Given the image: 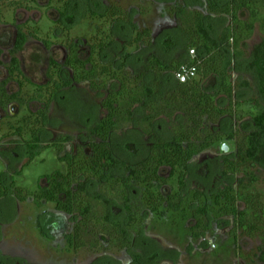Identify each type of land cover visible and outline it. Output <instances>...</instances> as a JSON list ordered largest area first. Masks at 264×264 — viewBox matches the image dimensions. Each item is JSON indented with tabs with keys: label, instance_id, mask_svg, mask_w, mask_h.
Masks as SVG:
<instances>
[{
	"label": "trees",
	"instance_id": "16d2710c",
	"mask_svg": "<svg viewBox=\"0 0 264 264\" xmlns=\"http://www.w3.org/2000/svg\"><path fill=\"white\" fill-rule=\"evenodd\" d=\"M34 1L0 0V6L8 4L31 9L30 3ZM72 1L66 0V4ZM173 1L176 6L172 14L186 39V60L174 58L164 62L150 54L145 66L137 73L121 75L111 63L96 59L97 54L101 55L114 44V33L93 42L91 55L86 60L79 57L78 46L72 43L67 62L73 70L72 80L62 79L55 83L54 89L36 87L33 98L43 102L44 107L23 124L11 126L15 128L11 135L22 140L27 159L25 166L30 165L40 153V138L47 127L51 102L58 92L86 81L94 90H106L109 79L116 80L118 87L109 90L102 101L106 114L88 133L92 149L90 156H83L82 164L78 156H61L60 159L68 164L67 172L58 170L46 175L47 185L35 194L37 204L41 205L44 200L56 202L58 210L77 216L73 231L67 236L69 248L94 250L103 243L130 251L132 237L144 233L145 212L160 213L163 207L168 211L183 210L185 197L182 191L187 188L192 160L217 143L233 141L235 151L223 158L221 174L225 179L238 176V187L236 190L232 186L218 188L214 194L215 205L222 214L233 217L236 237L240 230L248 237L261 238L257 254H240L246 260L245 264H264V192L258 188L260 176L264 173V0ZM101 15L112 23L123 22L131 27L133 35L129 46H151L153 29H139L122 7L111 5ZM215 15L229 20L218 34L212 33L206 24V20ZM257 27L262 39L251 62L257 91L248 98H235L236 91L249 86V82L234 80L233 71L242 72L245 63L243 47L254 36ZM27 39L28 35L19 27L9 77L0 81L2 108L11 102L24 104L22 93L10 94L7 85L21 73L17 55ZM190 50H195L194 57L189 55ZM2 54L0 47V65ZM126 59L121 63L123 69ZM184 64L196 66L197 76L182 83L176 73ZM173 77V84L168 85ZM209 80L215 90L205 87ZM20 87L22 89V83ZM221 98L228 99V105L222 106ZM227 116L242 123L244 128L227 133L220 131L219 124ZM162 120L170 124L169 137L158 133L157 127ZM27 125L29 138H25ZM131 128L152 140L147 156L135 165L119 160L112 146L113 135ZM70 139V136H61L60 141ZM55 146L62 151L61 144L55 143ZM175 177L179 190L164 193L163 187ZM133 190L138 191L139 199H134ZM5 194L26 201L32 192L16 186L13 180L0 196ZM195 196L200 197V193L196 192ZM210 215L208 206L194 208L190 228L194 238L207 231Z\"/></svg>",
	"mask_w": 264,
	"mask_h": 264
},
{
	"label": "rangeland",
	"instance_id": "374dc122",
	"mask_svg": "<svg viewBox=\"0 0 264 264\" xmlns=\"http://www.w3.org/2000/svg\"><path fill=\"white\" fill-rule=\"evenodd\" d=\"M218 1L222 3L226 0ZM189 3L191 7L194 6L193 2ZM30 4L31 11H21L20 20L24 22L27 18L30 27L35 25L39 28L40 36L55 39L57 44H65L68 39L78 38L81 44L85 45V41L96 42L111 32L114 33L116 41L99 58L106 64L111 63L121 75L137 73L145 66L150 54L156 55L164 62L174 58L186 60L188 57L185 50V36L179 30L177 19L172 14L176 1L74 0L69 8H66L65 0H36ZM115 4L130 14L139 29L150 27L154 30L155 36L151 46L141 45L139 48L129 46L128 42L133 35L131 27L127 23H112L102 17L101 14L106 8ZM66 10V16L61 17L60 12ZM13 15L9 6L5 5L0 20L12 22ZM58 19L59 21L55 22ZM228 23V18L216 15L206 20L207 27L214 34H218ZM11 31L14 32V28L0 27V34H9ZM55 33L58 34L57 37L54 36ZM261 39L262 35L257 27L254 36L243 47L244 68L240 73L233 71V78L240 83L247 81L249 86L240 87L235 93V98H248L256 94L251 62ZM86 47L85 45L82 54L84 57L89 51ZM38 53L42 58L36 62L33 55ZM63 53L61 48L54 50L57 59H61ZM21 55L26 76L33 82L45 83L48 52L43 45L32 40ZM125 58H127L126 65L123 69L121 62L125 61ZM0 75H3L2 70ZM64 75L66 79L71 77L70 71H66ZM174 80V77L171 78L168 85H172ZM211 80L205 82V87L215 90L211 86ZM109 83L110 89L118 87L117 81L109 79ZM17 88L16 84L10 85V91H16ZM23 89L26 100H29L36 90L31 83H24ZM104 94L105 92L91 91L87 83L63 92L54 103L53 119L43 136V144H50L61 131H67L79 141L85 142L87 132L104 114L100 105ZM27 103L26 106L18 109L15 117L7 118L0 124L1 136L13 133L14 128H10L9 123L17 127L20 119L25 122L37 110V103L29 104V101ZM220 104L228 105V99L221 98ZM169 127V122L162 120L157 127L158 133L163 137H169ZM240 128H244L242 123L239 124L235 119L227 116L221 121L218 129L227 133ZM26 129H29V125ZM15 137L14 135L3 142V145L10 143L4 148H7L12 156L7 157L0 144V182L3 179L4 186L14 180L17 186L37 191L42 176L52 174L56 170L67 171V163L59 159L57 148L49 145L41 150L22 173L17 172L24 158L19 157L22 146ZM25 137H29L28 132L25 133ZM151 142L150 138L135 128L117 133L112 138L115 156L130 165L137 164L147 156ZM228 143L231 147L229 152L235 151L234 142L228 141ZM215 146L197 156L189 166L187 188L183 191L184 209L181 212L162 209L160 213L147 214L146 230L142 236L132 237L133 245L130 251L108 247L102 243L94 250L81 248L69 252L65 237L60 234L51 236L54 227L44 228L50 218L62 213L55 209L54 202H47L42 207L32 200L16 201V203L13 201V204L7 201L0 203V264H28L27 260H33L32 264H245L246 260L240 257V254H257L262 241L260 237H248L240 230L237 231V237L233 236L232 230L235 226L232 219L220 213L214 203V192L217 188L232 186L236 190L239 179L238 176L222 178L223 158L227 153L221 150V143ZM74 149L75 143L69 144L65 153H73ZM84 159L82 157L79 163H84ZM260 177L258 188L264 192V173ZM175 191H178L176 177L164 188L166 193ZM196 191L204 192L205 197L197 199L194 196ZM136 195L137 198L139 194ZM195 202L201 206L208 205L212 211L210 227L199 239L192 238L189 231L193 222L192 204ZM67 220L72 223L77 217L68 216ZM26 251L27 253H24Z\"/></svg>",
	"mask_w": 264,
	"mask_h": 264
},
{
	"label": "flooded vegetation",
	"instance_id": "af4514ba",
	"mask_svg": "<svg viewBox=\"0 0 264 264\" xmlns=\"http://www.w3.org/2000/svg\"><path fill=\"white\" fill-rule=\"evenodd\" d=\"M74 1V0H73ZM72 1V2H73ZM34 2H36V0L34 1ZM71 2V3H72ZM71 3L70 4H66V0H65V5H66V8H69L70 7V5H71ZM6 5V4H5ZM5 5H2V6H0V16L2 15V8L5 6ZM31 5V4H30ZM7 6H9V8H10V11L12 12V15L14 16V20L12 21V22H8V21H3V22H1L2 20H0V27L1 26H6V27H11V28H14V32H9V34L7 33H2V34H0V47L2 48V50H3V54H2V56H1V60H2V65H0V72H1V70H2V74L3 75H0V81H5V80H7L8 79V77H9V66L11 65V61H12V51L15 49V46H16V43H17V38H18V28L19 27H22L23 28V31L28 35V39H27V42H26V44L24 45V48L18 53V58H19V60H20V65H21V73L20 74H16L12 79H11V81H9V83H8V85H7V90H8V92L10 93V94H14V93H17V92H21L22 93V97H23V99H24V104L23 105H20L18 102H11L10 104H8L7 105V107L6 108H2V107H0V124L5 120V119H7V118H10V117H15L16 115H17V113H18V109H20V108H22V107H24V106H26L28 103V101H29V104L30 103H37V105H38V107H37V110L35 111V112H33L32 114H34V113H36V112H38L39 111V109L40 108H43L44 107V103L42 102H39L38 100H36L35 98H33L34 97V93L30 96V98H29V100H26V96L24 95V83H31L32 85H34L35 86V88L36 87H51L52 89H54L55 88V83L56 82H59L60 80H72V78H73V70L67 65V62H68V58L70 57V46H71V44L72 43H76L77 44V46H78V50H77V53H78V55H79V57L81 58V59H83V60H86L90 55H91V45L93 44V41L91 42V41H85V45L87 46L86 48H88V55L87 56H83L82 54H83V50H85V45H83V44H81V42L79 41V39L78 38H74V39H68L67 40V42L65 43V44H57V40H55V39H48V38H43L42 36H40V31H39V28H37V26H35V25H33V26H31L30 27V25H29V23H28V21H26L27 20V18H26V20L24 21V22H22L21 20H20V17H19V14H20V12L21 11H27V12H29V11H31V9H28L27 7H14V6H10V5H7ZM66 13H67V10H66V12H64V11H61L60 12V15H61V17H64V16H66ZM59 21V19L58 20H56L55 22H58ZM33 27H35V28H33ZM56 29V28H55ZM59 29V28H58ZM153 33L155 34V32H154V30H153ZM33 35H37V36H39V38L40 39H36V38H34V36ZM54 36H58V34L57 33H55L54 34ZM155 36V35H154ZM97 39V38H96ZM101 39V38H100ZM32 40H35V41H37V42H39V43H41L42 45H43V47L45 48V50L48 52V66H47V68H46V71H45V77L47 78V81L45 82V83H41V84H39V83H36V82H33V81H31L30 80V78L29 77H27L26 76V74H25V71H24V68H23V62H22V53H24V51L27 49V47L30 45V43H31V41ZM115 41H116V37H115ZM57 48H61L62 50H63V57L61 58V59H57L55 56H54V50L55 49H57ZM109 49V48H108ZM107 49V50H108ZM106 50V51H107ZM105 51V52H106ZM102 54H104V53H102ZM101 54V55H102ZM100 54L98 55H96V59L98 60V61H100V62H102L101 60H100V58H99V56H101ZM33 58H34V60L36 61V62H39L40 60H41V58H42V55L41 54H35V55H33ZM123 62V61H122ZM121 62V63H122ZM102 63H105V62H102ZM66 71H70V73H71V77H70V79H66L65 78V72ZM111 81H116V80H111ZM20 83H22L23 84V87H22V89H21V87H20ZM84 83H87L88 85H89V88H90V90L91 91H96V92H105V94H104V96L102 97V99H101V102H100V105H101V107H102V109H103V106H102V101H103V99L107 96V94H108V91L109 90H111L110 89V83H109V86H108V89H106V90H94V89H92L91 88V86H90V83L89 82H80V83H74L72 86H70V87H67V88H64L62 91H60V92H58V94L55 96V98L52 100V102H51V105H50V108H49V114H48V122H47V127L45 128V130H44V132L42 133V135H41V138H40V144H41V150L44 148V147H46V146H49V145H52V146H55V143H59V144H61V146H62V151L61 152H59V150H58V148H57V146H55L56 148H57V151H58V156H59V159H60V157L61 156H68V155H70V156H78V158H82L83 156H90V154L92 153V149H91V147H90V139H89V131L96 125V124H98L99 122H100V120L104 117V115L106 114V111L103 109V111H104V114H103V116L100 118V120L87 132V140H85V142H83V141H79L77 138H76V136H74V135H72V134H68V132L67 131H61V132H59L54 138H53V140H52V142L50 143V144H46V145H44L43 144V136H44V134L46 133V131H48V129H49V125H50V122L52 121V119H53V111L55 110L54 108H53V106H54V103H55V101L57 100V98L63 93V92H65V91H67V90H70V89H72L73 87H76V86H78V85H81V84H84ZM11 84H16L17 85V89H16V91H10V85ZM33 98V99H32ZM17 108V109H16ZM24 122H23V119L21 120L20 119V121H19V125L20 124H23ZM10 124V128H11V126H15V124H11V123H9ZM18 125V126H19ZM15 129V128H14ZM14 131V130H13ZM26 132H28V130H26ZM29 133V132H28ZM12 136H14V135H11V133H8V135L7 134H4V135H0V144L2 145V147H3V149L5 150V152H6V154H7V157H9V156H12V155H10V153H9V151H7V148H4L5 147V145H10V143H4V145H3V142L5 141V140H7V139H11L12 138ZM61 136H70L71 137V139L70 140H68V141H64V142H62V141H60V139H61ZM114 136V135H113ZM29 137H30V134H29ZM29 137H25V138H29ZM147 137V136H146ZM16 139H17V141H20V145L22 146V153H21V156H19V157H22L23 156V158H24V160L22 161V163H21V165H20V168L18 169V171L17 172H23V170H24V168L25 167H27V166H25V163L27 162V159H26V157L24 156V149H23V142H22V140L21 139H19L17 136L15 137ZM113 138V137H112ZM149 138V137H148ZM72 143H75V149H74V152L73 153H69V154H67V153H65V151H66V147H67V145H71ZM151 144H152V142H151ZM224 144H227V143H224ZM224 144H221V150H222V147H223V145ZM228 146H229V144H227ZM113 146V145H112ZM151 146V145H150ZM214 147H216V146H213V147H211V148H209V149H207V150H205L204 152H202V153H205L206 151H208V150H210V149H212V148H214ZM41 150H40V152H41ZM114 150V149H113ZM229 150H231V148H230V146H229ZM229 150H228V152H224L223 150V152L224 153H227V154H229V153H233L234 151H230L229 152ZM115 153V152H114ZM201 153V154H202ZM201 154H199V155H201ZM199 155H197V156H199ZM226 155V154H225ZM196 156V157H197ZM18 156H17V158H19ZM195 157V158H196ZM16 158V157H15ZM194 158V159H195ZM193 159V160H194ZM61 160V159H60ZM192 160V161H193ZM62 161V160H61ZM63 162H66V161H63ZM67 163V162H66ZM192 163V162H191ZM67 170H68V164H67ZM56 171H58V170H56ZM59 171H61V170H59ZM55 172V171H54ZM53 172V173H54ZM62 172V171H61ZM67 172V171H66ZM66 172H63V173H66ZM46 176V175H45ZM45 176H42L41 177V184H40V188L37 190V191H31V190H29L27 187V189L29 190V191H31L32 192V194H31V196H29L28 197V199L26 200V201H28V200H32L36 205H38V206H40V207H42V206H44L47 202H52V201H42V204L41 205H39V204H37L36 203V201H35V194H38L39 192H40V190L43 188V187H45L46 185H47V181H46V177ZM189 176V175H188ZM221 176H222V174H221ZM222 178H223V176H222ZM225 179V178H224ZM188 181V180H187ZM13 182V180L8 184L7 183V185L6 186H4V184H3V179H2V181L0 182L1 183V186H0V193H2V192H4L5 191V189H6V187H8V186H10V184ZM16 185V184H15ZM17 186V185H16ZM168 186V185H167ZM167 186H165V187H167ZM22 187H24V186H22ZM165 187H163V192H164V188ZM225 187V186H224ZM224 187H222V188H224ZM218 189V188H217ZM216 189V190H217ZM178 190H179V187H178ZM186 190V189H185ZM216 190H215V192H216ZM197 193H200V197H196L195 196V194H194V196L197 198V199H201V198H203V197H205V194H204V192H199V191H196ZM195 192V193H196ZM215 192H214V194H215ZM138 193V191L137 190H133V194H134V199H139V197H137L136 198V194ZM164 193H166V192H164ZM167 193H171V192H167ZM139 194V193H138ZM182 194H183V191H182ZM139 196V195H138ZM185 197V196H184ZM214 197H215V195H214ZM8 202V203H11V204H13V201L16 203V201H19L14 195H11V194H5V195H2V196H0V203H4V202ZM26 201H20V202H26ZM55 204H56V202H54ZM214 203H215V201H214ZM9 205V204H8ZM57 205V204H56ZM56 205H55V209L57 210V211H60V210H58L57 209V207H56ZM185 205V204H184ZM194 205H196V206H194ZM194 206V207H193ZM197 206H201V205H198L197 204V202H195L194 204H192V209H191V211H192V221H194V217H193V212H194V208H196ZM203 206H208V205H203ZM209 207V206H208ZM210 208V207H209ZM219 208V207H218ZM162 209H165V211H168L167 209H166V207H163ZM184 209V208H183ZM211 211V210H210ZM218 211H219V209H218ZM60 212H62V213H59V215L57 214L56 216H53L52 218H50L48 221H47V226L46 227H44V228H46V229H49L50 227H54V229H53V232H51V236H53V235H57V234H60V235H62V237H65V239H66V241H67V236L73 231V228H74V224H75V221L74 222H69L68 220H67V218H68V216H70V217H77V216H75V215H69V214H67V213H65V212H63V211H60ZM171 212H175V211H171ZM179 212H181V211H179ZM220 212V211H219ZM149 213H152V212H150V211H147V212H145V214H144V218H145V216L147 215V214H149ZM163 213V212H162ZM221 213V212H220ZM152 214H157V213H152ZM223 215H225V214H223ZM60 216H63V217H60ZM227 216V215H226ZM228 217H230L231 219H232V221H233V224H234V220H233V217H231V216H228ZM212 218V211H211V215H210V220H212L211 219ZM52 219H54L53 221H51ZM78 219V218H77ZM211 223V222H210ZM192 224H193V222H192ZM192 224L190 225V227H189V231H190V233H191V226H192ZM209 227H210V225H209ZM208 227V228H209ZM51 229V228H50ZM145 230H146V218H145V228H144V232H145ZM207 231H208V229H207ZM207 231H205L203 234H201L200 235V237H198V238H196V239H199V238H201L202 237V235H204ZM44 233H45V229H44ZM144 234V233H143ZM232 235L233 236H235L234 235V229L232 230ZM191 236H192V233H191ZM236 237V236H235ZM192 238H194L193 236H192ZM67 246H68V243H67ZM67 250L69 251V252H71V251H74L73 249H70L69 248V246L67 247ZM13 251V250H12ZM127 251V250H126ZM14 252V251H13ZM24 253H27V251L26 252H24ZM23 253V254H24ZM29 253V252H28ZM27 258V257H26ZM26 263H28V264H32L33 263V260H27V262Z\"/></svg>",
	"mask_w": 264,
	"mask_h": 264
},
{
	"label": "built area",
	"instance_id": "2783aa9c",
	"mask_svg": "<svg viewBox=\"0 0 264 264\" xmlns=\"http://www.w3.org/2000/svg\"><path fill=\"white\" fill-rule=\"evenodd\" d=\"M189 55L194 57L196 55L195 50H190ZM197 76V68L196 66H190V65H182L179 71L176 73V78L184 83L188 80H191Z\"/></svg>",
	"mask_w": 264,
	"mask_h": 264
},
{
	"label": "water",
	"instance_id": "95a60500",
	"mask_svg": "<svg viewBox=\"0 0 264 264\" xmlns=\"http://www.w3.org/2000/svg\"><path fill=\"white\" fill-rule=\"evenodd\" d=\"M222 150H223L224 152H228V150H229V146H228L227 144H224L223 147H222Z\"/></svg>",
	"mask_w": 264,
	"mask_h": 264
},
{
	"label": "crops",
	"instance_id": "0c3cea01",
	"mask_svg": "<svg viewBox=\"0 0 264 264\" xmlns=\"http://www.w3.org/2000/svg\"><path fill=\"white\" fill-rule=\"evenodd\" d=\"M6 5H8V4H6Z\"/></svg>",
	"mask_w": 264,
	"mask_h": 264
}]
</instances>
